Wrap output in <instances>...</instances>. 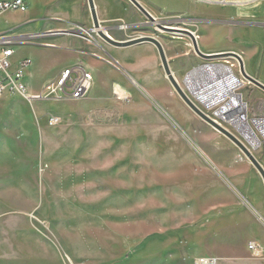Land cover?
Wrapping results in <instances>:
<instances>
[{"label":"rangeland","instance_id":"rangeland-1","mask_svg":"<svg viewBox=\"0 0 264 264\" xmlns=\"http://www.w3.org/2000/svg\"><path fill=\"white\" fill-rule=\"evenodd\" d=\"M171 1L178 9L195 8L190 0ZM129 4L143 26L115 30L100 25V30H109L116 41L140 36L160 43L178 40L147 26ZM153 13L163 25L191 26L185 14ZM87 29L91 43L75 39L88 49L83 60L96 64L83 102L0 97V264L264 260V253L254 258L247 250L251 241L264 248V222L248 207L250 202L264 219V203L260 209L252 193L260 178L254 167L185 105L159 58L144 61L154 88L148 92L123 68L120 48L100 39L92 23ZM261 38L259 72L264 74ZM64 46L75 49L76 43ZM171 57L173 66L178 59ZM28 58L30 70L39 71L37 53ZM245 84L250 114H264V91ZM51 116L60 122L50 126Z\"/></svg>","mask_w":264,"mask_h":264},{"label":"crops","instance_id":"crops-1","mask_svg":"<svg viewBox=\"0 0 264 264\" xmlns=\"http://www.w3.org/2000/svg\"><path fill=\"white\" fill-rule=\"evenodd\" d=\"M137 1L149 8L153 17H155L153 12L159 13L161 10L165 13L185 14L189 18L188 21H192L189 22L191 26L188 28L194 34L198 49L202 54H237L243 61L246 73L264 85V74L259 72L261 61L259 40H263L261 37L264 35V27L254 25L264 24V0L238 6H211L208 9L200 8L198 5L201 4L190 0L195 5V8L191 10L180 6L178 9L171 0L167 2L170 1V5L165 4L163 0ZM26 2L28 10L24 14L13 12L0 14V34L6 37L15 49L11 70L16 69L24 60L30 62L27 67L28 71L26 69L25 79L32 94L38 93L34 89L51 84L70 66L82 64L89 71L96 67V64L91 65L83 60L82 57L87 56L88 49L76 42L77 38L50 34L52 31L67 30L75 26L89 28L92 20L86 0H26ZM93 2L101 26L117 30L118 28L124 29L125 26L129 29L144 25L136 12L132 10L128 0H93ZM121 25L125 26L120 27ZM173 28L184 29L178 26ZM170 35L177 37L178 40L169 43L164 41L161 44L167 60H171V56L178 59L179 62L176 61L177 63L173 66L168 63L174 77L182 82L186 94L189 91L197 92L200 86L212 81L213 74L207 68L209 64H221L218 63L220 60H230L233 64L230 57L211 63L206 62L195 54L188 38H183L177 33H170ZM68 41L76 43V47H72L75 49L65 48L64 44ZM43 51L46 52L44 55L40 53ZM32 53H37L39 71L34 72L29 68L31 60L28 55ZM117 54L122 60L123 68L134 80L146 91H154L150 80L151 75L147 72L150 67L144 61L151 58L153 63L157 62L158 53L155 47L149 43H141L120 48ZM46 56L50 57L45 59ZM135 57L138 61H134ZM245 89H247L246 84L241 88L242 95ZM243 98L246 101L244 95ZM252 193H256L254 200L261 209L264 203V186L261 178L257 180L255 191ZM246 198L249 202L248 196ZM248 207L264 222L250 202ZM217 264H264V260L243 262L227 256L217 258Z\"/></svg>","mask_w":264,"mask_h":264},{"label":"built area","instance_id":"built-area-1","mask_svg":"<svg viewBox=\"0 0 264 264\" xmlns=\"http://www.w3.org/2000/svg\"><path fill=\"white\" fill-rule=\"evenodd\" d=\"M192 1L201 5L227 7L246 5L259 0ZM27 10L28 5L26 0H0V14L5 12L24 14ZM122 26L125 25H121L120 27ZM50 34L52 36H71L86 43H91V39L93 40L92 32L81 26H75L67 30L52 31ZM14 54V48L9 44L7 38L0 34V97L14 95L23 97L25 100L32 102L56 101L60 99L81 101L88 98L93 83V75L84 65L77 64L72 68L65 69L56 81L43 87L39 93L32 94L25 83V70L30 62L24 60L16 69L11 70ZM231 60L233 61V64H209V67L207 66V68L210 69L211 74H213L212 81L200 86L197 91L199 94L189 91L187 95L192 101L194 100L199 104L205 112H209V114H207L203 111L218 124L227 123V121L230 122L231 120H242L245 129L243 130V133H240L238 129L234 128L236 132L235 136L249 149L256 159L257 157L255 155H258L259 158L257 160L264 169V114H250L248 103L240 93L241 88L246 81H244L239 74L237 62L234 59ZM206 62L211 63L213 61ZM229 77L234 79V82L238 83L234 90H227L230 86L225 87V81ZM220 88L222 89V92H231L234 96L229 97L227 93L225 95L226 98L224 97L222 101L210 104V98L207 100L208 95L217 94V92L221 91ZM235 102L241 103L242 108L240 110H236L234 105ZM224 108L225 112H220L221 109ZM59 122L60 119L56 116H51L48 119V124L50 126H55ZM247 250L254 258H259L264 253L263 246L255 241L248 243ZM196 264H217V259L213 257L200 258L197 260Z\"/></svg>","mask_w":264,"mask_h":264},{"label":"water","instance_id":"water-1","mask_svg":"<svg viewBox=\"0 0 264 264\" xmlns=\"http://www.w3.org/2000/svg\"><path fill=\"white\" fill-rule=\"evenodd\" d=\"M88 4V8L90 11V16L92 20V25L94 28V31H96L98 37L102 39L104 42L110 44L111 46L123 48L127 46H132L136 44L141 43H149L152 46L155 47L158 53V58L160 60L163 72L165 77L167 78L168 82L176 92V94L179 96V98L185 103V105L202 121H204L206 124L210 125L212 128L216 129L220 133H222L224 136H226L238 149L239 151L246 157V159L249 161V163L254 167L258 175L260 176L263 186H264V169L258 162V160L254 157V155L249 151V149L242 144L238 138L230 133L228 130H226L224 127H222L220 124L215 122L213 119H211L207 114H205L192 100L191 98L185 93L183 88L180 86V84L176 81L174 76L172 75L171 69L169 67V63L165 54V51L162 47V44L160 41H158L155 37L150 36H140L138 38H132L126 41H116L111 36L104 33V31L100 30V24L97 18L95 6L93 0H86ZM147 20V26H152L156 28L160 32L164 33H180L182 36L188 38L191 41L193 51L195 54L201 58L204 61H215L220 60L226 57H230L234 59L238 64V71L241 76V78L248 82L249 84H252L256 88L264 91V85L258 82L256 79L249 76L246 71L244 70V64L240 56L234 53L230 54H202L197 46L195 36L194 34L187 29H178L169 27L166 25H163L160 22H157L156 19L150 14V12L137 0H128ZM192 22V21H190ZM255 26L264 27V24H254ZM93 31V30H92Z\"/></svg>","mask_w":264,"mask_h":264},{"label":"bare ground","instance_id":"bare-ground-1","mask_svg":"<svg viewBox=\"0 0 264 264\" xmlns=\"http://www.w3.org/2000/svg\"><path fill=\"white\" fill-rule=\"evenodd\" d=\"M179 29V28H178ZM104 33L105 34H107L106 33V30H104ZM177 34H180V33H177ZM109 35V34H108ZM110 36V35H109ZM191 42V41H190ZM230 59H232V58H230ZM172 75H173V73H172ZM174 76V75H173ZM175 78V77H174ZM176 79V78H175ZM177 80V79H176ZM178 81V80H177ZM235 80L234 79H232L231 77H229V78H227V80L225 81V87L226 86H230L227 90H229V89H232V90H234V89H236V86H237V82H234ZM218 90H219V88H218ZM220 90L221 91H219V92H217V94H213V95H208V97H207V100H208V98H210V104H212V103H218V102H220V101H222V99L225 97L226 98V94L228 93V96L229 97H231V96H234V95H232V93L231 92H222V89L220 88ZM224 91V90H223ZM213 93V92H212ZM196 94H199L198 92H196ZM206 95V94H205ZM198 96V95H197ZM207 96V95H206ZM199 97V96H198ZM234 99V98H233ZM234 105H235V107H236V110H240L241 108H242V105H241V103L240 102H238V103H234ZM159 106V105H158ZM220 112H222V113H224L225 112V108L224 109H221V111ZM227 123H229V126L232 128V129H238L239 131H240V133H243V130L245 129V127H244V124H243V122H242V120H240V119H238V120H234V121H227ZM247 139H249V138H247ZM239 158L240 159H244V158H246L245 156H243V155H239ZM258 218H260L259 216H258ZM261 221V220H260Z\"/></svg>","mask_w":264,"mask_h":264}]
</instances>
